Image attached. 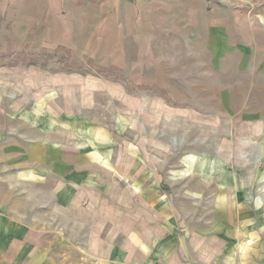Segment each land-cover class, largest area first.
<instances>
[{
    "label": "rangeland",
    "instance_id": "obj_1",
    "mask_svg": "<svg viewBox=\"0 0 264 264\" xmlns=\"http://www.w3.org/2000/svg\"><path fill=\"white\" fill-rule=\"evenodd\" d=\"M190 1L200 10L264 12V0ZM187 7L188 0H0V126L18 103L42 95L57 112L98 127L108 152L107 171L94 173L80 204H45L34 224L68 230L71 213H99L106 232L121 212L210 214L223 196L234 211L258 212L264 226V140L250 139V126L231 122L215 93L203 90L201 29ZM32 54L44 65L26 66ZM88 239L65 236L68 264L79 260L71 247Z\"/></svg>",
    "mask_w": 264,
    "mask_h": 264
},
{
    "label": "crops",
    "instance_id": "obj_2",
    "mask_svg": "<svg viewBox=\"0 0 264 264\" xmlns=\"http://www.w3.org/2000/svg\"><path fill=\"white\" fill-rule=\"evenodd\" d=\"M187 10L201 29L203 90L215 93L231 122L250 126V139L264 140V12L250 15L227 4L200 10L190 0ZM38 98L28 106L18 103L0 126V264H68L63 240L68 233L81 240L84 232L85 247H71L79 253L75 264H83L82 253L89 264H264L260 214L234 211L223 196L219 211L210 214L121 212L106 232L104 224L96 225L99 213H71L68 230L34 224L45 204L59 210L80 204L96 185L94 173L108 166L98 127Z\"/></svg>",
    "mask_w": 264,
    "mask_h": 264
},
{
    "label": "trees",
    "instance_id": "obj_3",
    "mask_svg": "<svg viewBox=\"0 0 264 264\" xmlns=\"http://www.w3.org/2000/svg\"><path fill=\"white\" fill-rule=\"evenodd\" d=\"M44 53L42 52V55H43ZM40 58L41 57H39V54H32V57L27 61V62H25L24 64L26 65V66H30V65H41V66H43L44 64L42 63H40L41 61H40ZM15 63H11V64H9L8 66H13ZM1 65V64H0ZM80 66V65H79Z\"/></svg>",
    "mask_w": 264,
    "mask_h": 264
}]
</instances>
